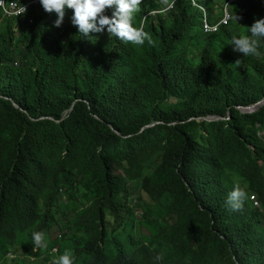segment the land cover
Segmentation results:
<instances>
[{"label":"trees","instance_id":"1","mask_svg":"<svg viewBox=\"0 0 264 264\" xmlns=\"http://www.w3.org/2000/svg\"><path fill=\"white\" fill-rule=\"evenodd\" d=\"M149 1L138 23L154 43L143 46L82 36L66 19L55 27L56 13L41 3L2 19L0 253L1 242L15 244L20 233L48 234L54 204L80 185L94 198L75 223L89 237L86 264H264V105L241 108L264 98V59L245 56L239 70L227 42L236 17L248 27L264 18V0L233 1L231 22L214 33L202 31L203 11L193 0H175L156 15L162 4ZM207 6L211 20L223 14L213 18ZM198 42L193 56H203L194 63L188 50ZM154 158L155 174L139 186L155 202H173L179 220L165 239L170 252L164 256L162 243L110 256L102 247L106 213L120 226L129 209L120 199L135 193L121 171ZM235 176L248 193L239 211L226 203ZM34 250L32 243L25 255L41 257Z\"/></svg>","mask_w":264,"mask_h":264},{"label":"rangeland","instance_id":"2","mask_svg":"<svg viewBox=\"0 0 264 264\" xmlns=\"http://www.w3.org/2000/svg\"><path fill=\"white\" fill-rule=\"evenodd\" d=\"M149 0H142V6H146ZM158 2V0H156ZM207 5L211 6L212 17H218L222 14L223 8L227 9V5L231 0H204ZM239 0H235V3ZM260 2V0H257ZM152 3V0L149 1ZM194 5L197 2L193 0ZM234 3V5H235ZM146 4V5H145ZM141 12V11H140ZM69 13L65 10V17H68ZM239 18V17H238ZM141 19L140 13L136 16L137 23ZM243 25V28L239 26ZM237 23L234 21L231 31L233 35L247 34V23L241 19ZM207 42H211L213 37H206ZM230 44L231 40L227 39ZM203 43L198 42L195 46L191 45L189 48V55L194 63H199L203 56V51H198V54L193 56L194 47H201ZM219 49L220 46H216ZM240 58V65L243 64V54L238 53ZM264 59V56L261 58ZM188 59V56H187ZM245 62V60H244ZM240 65L237 66L240 70ZM252 69V68H251ZM261 134H264V129L261 130ZM160 160L154 158L143 163L138 170H131L129 165L121 171V175L129 180V190L135 193L130 194L128 192L127 199H120L122 204H128V213H125V219L120 226H118L115 216L111 211L106 213V228H107V244H103L102 247L106 250L107 254L116 257L119 253V249L122 247L130 252L133 248L140 249L147 246L151 250H154L160 244H164V256L170 252V247L166 245L165 239L168 235V231H172L174 224L179 220L178 215L171 211V205L173 202L168 199H164L162 202H155L149 194L139 186V182L144 177H152ZM133 188V189H132ZM66 192L73 193L76 200L66 194ZM64 197L61 198V202L55 203L53 206L54 220H51V230L45 235V240L47 241V248H36L35 251H39L42 259H28L29 256L26 249L32 246L31 234L30 232L20 233L17 237V242L15 244L2 241L1 245L5 246V251L11 253V257L6 259L0 264H49L50 260L58 255L63 254L65 248H70L75 257L76 264H86L90 261L91 257L85 254L84 244L88 241L89 237L83 232L79 231L76 226V221L82 214L83 210H87L94 202L93 195L90 191L85 189V187L77 185L74 190L63 191ZM253 197V196H252ZM251 197V198H252ZM253 201V200H252ZM260 207L261 205H257ZM42 213L44 214L46 208L41 202ZM126 207H124V210ZM77 243H82L83 246L80 247L79 251H76ZM57 247L55 253H52L54 248ZM6 256V255H5ZM5 256L0 259L4 260Z\"/></svg>","mask_w":264,"mask_h":264},{"label":"clouds","instance_id":"3","mask_svg":"<svg viewBox=\"0 0 264 264\" xmlns=\"http://www.w3.org/2000/svg\"><path fill=\"white\" fill-rule=\"evenodd\" d=\"M8 3L10 1H16L20 5H25V10L18 15H8L5 14L2 7L0 6L1 11V20L4 17H19L26 14L33 5L41 3L43 9L48 13L55 12L57 19L53 21L55 27H60L66 19L67 22L73 24V28L78 26V33L82 36H89L90 33H101L100 36H105L111 38L115 36L120 40L123 45L130 46L129 44L143 46L147 41L148 44H153V38L151 34L144 30V21L141 20L140 23H135L136 16L141 11L142 0H6ZM196 1V0H195ZM235 0H231L229 5ZM156 3H161L163 7L156 9V11L151 12L150 14L156 15L159 12L167 13L175 6V0H155ZM197 2V1H196ZM197 6L202 8V31L204 33H214V32H205L203 30L204 19L207 18L211 22H217L224 15L213 21L210 19V9L205 4H199ZM143 7V6H142ZM106 9L108 10L110 17L105 14ZM65 10L69 13L68 17H65ZM73 14V15H72ZM238 20L239 18L236 17ZM30 22L33 21L31 18ZM222 25L221 27H223ZM106 30V32H105ZM248 34H241L239 36L233 35L231 37L230 46L234 52L243 54V56L261 58L264 56V53L260 51L261 42L264 41V18L256 19L254 23L247 27ZM240 59L235 61L237 66L240 65ZM247 185L242 181L239 176L233 178V189L229 192L226 203L229 208L233 211H239L243 207V203L247 199ZM252 199V198H251ZM256 206V205H255ZM31 240L36 248H47V241L45 240V233L43 231H33L30 232ZM7 243V242H6ZM57 247L54 248L52 253H55ZM0 253L2 259L5 256L4 262L6 259L11 257V253L4 252ZM39 253V251H35ZM30 259H36L35 255H31ZM43 256L37 258L42 259ZM163 260V255L158 254L154 257V261L159 262ZM49 264H76V257L73 251L70 248H65L63 254L53 257Z\"/></svg>","mask_w":264,"mask_h":264},{"label":"built area","instance_id":"4","mask_svg":"<svg viewBox=\"0 0 264 264\" xmlns=\"http://www.w3.org/2000/svg\"><path fill=\"white\" fill-rule=\"evenodd\" d=\"M0 6L2 7L5 14L8 15H18L22 13L26 6L20 5L16 1H10L9 3L6 0H0ZM233 18V14L231 13L229 7H227L226 10H224V15L221 17V19L217 22H211L207 16L204 19V25L203 30L205 32H214L219 31L222 25H228ZM252 200L254 201V204L260 205V201L253 196Z\"/></svg>","mask_w":264,"mask_h":264},{"label":"water","instance_id":"5","mask_svg":"<svg viewBox=\"0 0 264 264\" xmlns=\"http://www.w3.org/2000/svg\"><path fill=\"white\" fill-rule=\"evenodd\" d=\"M264 105V98L259 100L258 102L256 103H253V104H250V105H242L241 108L245 111V112H253L259 108H261L262 106ZM207 119V118H205ZM222 119L221 117H214V118H211L209 119L210 121H217V120H220Z\"/></svg>","mask_w":264,"mask_h":264}]
</instances>
